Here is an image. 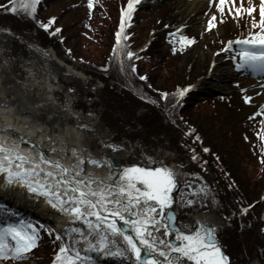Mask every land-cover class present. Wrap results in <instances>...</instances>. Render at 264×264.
<instances>
[{
    "label": "snow or ice",
    "instance_id": "6c2138e0",
    "mask_svg": "<svg viewBox=\"0 0 264 264\" xmlns=\"http://www.w3.org/2000/svg\"><path fill=\"white\" fill-rule=\"evenodd\" d=\"M140 3L141 0H127L126 7L121 8L119 30L115 33L117 47L122 41H127L125 29L131 26L132 15ZM209 3L219 13V17L215 13L211 14L206 22L205 31L217 28L219 23L224 22L225 17H230L234 21L245 16L250 19L251 29L254 31L250 30L248 36L242 39L228 41L222 51L231 50L233 43L239 45L237 55L232 57L237 60L236 69L264 74V0H259L258 4L254 0H209ZM8 4L11 6L0 5V8L14 14L18 12L15 0H8ZM39 4L40 0H21L19 10L32 19L39 28L49 32L56 18L51 17L47 22L36 20ZM95 5L96 0H87V7L90 10ZM254 14H258V20ZM60 32V28H55L49 34L56 35ZM169 35L176 37L170 43H178L179 51H184L185 48L196 43L195 37L181 34L180 29L170 32ZM28 47L31 48L32 45L29 44ZM177 50L176 47L172 48L174 53ZM40 51L46 59L50 58L46 50ZM126 55L131 59L135 53L127 51ZM135 58L141 59L139 56ZM25 63L32 62L27 60ZM7 64L8 60H5L4 65ZM42 70L50 75V69L46 66H42ZM121 71H123L122 61ZM136 71V65L132 64L131 72L136 73ZM29 76L34 78L35 73L29 70ZM79 79L87 80L82 75ZM139 79L147 81L148 77L140 75ZM52 83H57L54 78ZM194 86L178 88L172 95L183 98ZM23 87L26 91L18 93L20 107L16 111H29L35 115L38 110L55 106L63 114L76 120L75 127L65 129L62 136L46 134L43 125L35 129L33 136L44 137L49 142L50 151L58 157L49 158L41 151L40 140L31 137L26 139L25 134L16 127L13 121L18 120L19 117L10 108L8 100H0V109L4 110L0 112V176L3 177V184L7 189H22L33 199L42 198L48 209L68 220L67 226L60 231L53 228L45 229L55 241H60L52 264H93L92 257L82 255V252L119 257L132 261L133 264H184V261L190 264H233L226 253V246L218 237V229L231 226V217H223L227 224L197 220L196 226L187 231L173 226L175 217L170 211L174 202L171 194L177 188L178 181L172 167L163 164L155 167L132 165L121 169L115 177L111 171L107 176H99L85 167V165L94 167L110 165L106 159L95 157L87 148L78 146L81 141V131L94 134L96 129L91 123L94 113L91 110L84 113L82 109L74 107V104L83 99L87 105H91L96 102V97L85 93L81 98L79 90L71 86L65 93L63 104L57 105L52 96H45L41 92L43 104L35 105L27 102L25 96L28 94V86L23 85ZM41 87L43 88V85ZM148 87L151 88V85L149 84ZM48 90L51 91V85H48ZM160 95L162 99L167 100L169 93L163 92ZM140 98L145 99L143 96ZM251 100L252 97L244 96L245 103H250ZM152 103L156 102L152 101ZM54 114L59 117V113ZM83 115L88 117V123L80 122ZM257 115H264V106H261ZM260 124L261 128L256 134L264 141V121ZM194 132L195 129L190 127L185 135ZM10 137H15L11 144L8 143ZM196 139L199 140L200 137L197 136ZM24 143L29 145L27 152L21 151L20 145ZM101 143L104 148L111 151L123 150L120 145L103 141ZM192 151L191 159L197 160L195 150ZM203 151L208 152L209 149L204 148ZM65 160L70 163H65ZM148 160L153 164L156 163L150 156ZM261 163H264V154L261 156ZM199 191L204 197L208 196V190L205 188ZM261 200H264V197H261ZM196 203L195 199H187L185 206L192 207ZM252 207L253 205H248L240 209V212L247 214ZM166 209L169 211L166 212ZM118 220L124 221L126 227L118 224ZM77 221L82 222L86 229L74 226ZM42 227L23 219L0 225V259L22 262L30 258L32 251L39 247ZM161 230L163 237L154 235ZM260 231L264 232V228ZM74 235L75 240H73ZM170 236H174V239H167ZM65 237L67 242L64 240ZM81 242L84 244L83 248L77 246Z\"/></svg>",
    "mask_w": 264,
    "mask_h": 264
},
{
    "label": "trees",
    "instance_id": "16d2710c",
    "mask_svg": "<svg viewBox=\"0 0 264 264\" xmlns=\"http://www.w3.org/2000/svg\"><path fill=\"white\" fill-rule=\"evenodd\" d=\"M126 1L121 0L112 7L109 14L112 22L106 31L109 35L105 38V48L100 60L83 55L81 46L71 36L70 31L64 34L66 27L64 23L68 24V22L59 24L58 20L63 13H69V10L60 8L59 17L54 14L48 16L47 11L54 6L50 11L52 13L59 5L58 0H40L36 20L46 22L48 17L54 16L56 24L61 26L59 35H50L51 30L46 32L39 28L32 19L20 11L21 0H15L18 8L15 14L0 8V24L11 28L15 36L14 50L18 51L21 48L26 50L30 44L26 33L32 34L35 30L36 40L42 47H53L57 55L61 57L64 55L69 64L79 67L86 75L94 79H101L105 87L99 93V101L94 104V107L102 108L101 118L107 127L117 132L118 138L142 139L147 146H150L155 144L153 137H158L161 141L168 140L170 146L180 152L179 158L184 168L185 178L193 181L194 186L193 192L186 191L179 198L185 211L184 215L190 214L191 211H211L212 209L221 218L231 217V226L221 229L218 237L226 246V252L233 264H264V232L260 231L264 228V216H260L262 207L255 205L247 214L240 212V209L254 201V196H259V180L240 176L228 150L221 144H213L217 142V139L214 140L212 135H205V130L199 125L197 128L199 140L195 135H185L190 126H197L195 123L197 118L194 120L196 114L201 115V112L193 107L196 104V94L189 93L183 98L172 94L178 88L191 84L193 76L190 77L184 70L185 75L180 81L169 84L159 80L160 68L167 65L169 67L173 60L169 59V53L163 48L165 36L161 30H151L147 40L140 39L141 6H138L133 13L131 26L125 29L127 41H122L119 47L116 46L115 33L119 30L120 23L118 9L124 6ZM6 3L8 0H0V5ZM60 36L64 38L63 42L59 41ZM69 45L72 47L69 48ZM67 49H70L73 57L66 52ZM127 51H133L135 56L129 59L126 55ZM136 56L141 59H136ZM76 61L78 62L75 64ZM121 61L123 71H121ZM132 64L136 65V73L131 72ZM140 75H146L147 81H141ZM149 84L151 88L148 87ZM163 92L169 93L167 100L161 98L160 93ZM142 96L145 99H141ZM152 101L156 103L153 104ZM78 106L87 108L83 99H80ZM142 108L145 110L139 113ZM213 114L218 115L216 112ZM220 134H223V131ZM224 136L223 134L218 138L224 140ZM162 144L165 145L164 142ZM204 148H208L209 151L204 152ZM193 149L198 157L197 160L191 159ZM249 181L253 183L249 184ZM229 185L232 186L229 187ZM201 188L208 190L207 197L199 191ZM187 199H195L197 203L192 207L185 206ZM229 207L234 212L233 216L230 214ZM59 244L60 241H55L54 237L48 236L46 230H43L42 242L37 248L44 250L47 256L43 258L47 261L58 250ZM37 261L39 264L46 263L44 260Z\"/></svg>",
    "mask_w": 264,
    "mask_h": 264
},
{
    "label": "rangeland",
    "instance_id": "374dc122",
    "mask_svg": "<svg viewBox=\"0 0 264 264\" xmlns=\"http://www.w3.org/2000/svg\"><path fill=\"white\" fill-rule=\"evenodd\" d=\"M192 1L193 0H169L168 3L156 6L154 10L142 7L139 12L142 26L140 30V39L147 40L151 35V30L158 31L161 29L164 33L166 32L167 35L170 30L169 26L171 25L176 26L175 29H180V33L183 35L196 37V43L185 48L184 51H179L180 45L178 43L173 44V47L178 49L175 53L172 51L173 47L168 44L167 40L165 47L170 52L169 59L174 62L172 61L169 67L167 65L164 68H160L161 75H159V80L169 84H172L173 81H180L185 75L184 70L187 71L190 77L193 76L191 82L193 83L196 81L199 89V93L195 95L197 99L193 107H196V111L201 112V115H199L201 117L197 116V112L196 117H194V120L197 118L195 121L196 125H199L200 128L205 130V135H212L214 140L217 139V142L213 144H221L224 149L228 150L232 162L237 166L240 176L259 180L258 195L260 196L262 189H264V163H261V156L264 154V141H262L256 133L261 128L260 122L264 121V115H257L261 110V106H264V87H261V85L264 84L255 83V80L252 78L243 81L242 79L245 77L242 74H232L227 76V78L215 76V65L217 66L219 62H228L226 51H222V49L225 48V42L232 38L244 36L249 33L250 30H254L251 29L250 19L245 16L239 18L238 21H234L230 17H225L224 22L219 23L217 28L211 31H205L204 29L207 26L206 22L210 15L215 13L219 17V13L216 12L211 4L207 5L202 3V7L197 9L194 14L190 15L187 9ZM119 2H121V0H96L95 7L90 10L87 7V0H58L59 5L54 11L52 13L50 12L54 7L52 6L47 13H49L48 16L54 14L59 17L61 14L59 12L60 8L69 10V13H63L58 20L59 24H63L64 21L68 22V24L64 23L66 26L64 28V34L70 31L71 36H73L77 40V44L81 46L82 49L80 48V50L84 53L83 55L90 56L95 60H100L105 48V38L109 35L106 31L112 22L109 18V14L112 11V7ZM254 2L258 4L259 0H254ZM154 5H156V3H154ZM254 15H256L258 20V14ZM165 22H167L169 26L163 25ZM0 29L7 33V38L0 47V65L4 63L5 60H8L7 66L11 74L22 83H26V85L32 84L31 89L34 98L38 99V94L42 89H46L51 95L54 94V98L58 99L59 102H61L59 96H63L65 101V93L68 87L71 86H75L80 94L83 95L94 91V87L88 76L86 81H81L79 77L64 74L61 71L57 72L56 70L50 69V75L49 73L43 72L41 68L44 65L45 59L43 55H41V46L35 41L34 35H36V33H26L32 45L31 48L27 46L26 50L21 48V50L16 51L14 50L12 41L15 36H12L11 32H9L4 25H1ZM174 39H176V37L172 40ZM69 46V48L72 47V45ZM43 50H46L49 55L52 54L50 50ZM68 50L70 49H67L66 52L73 57L74 55L72 52ZM178 55L180 56L177 57ZM75 56L78 57L76 54ZM64 59V55L63 57L60 56V60L63 61ZM27 60L36 63V71L31 70L35 73L34 78L29 76V63H25ZM77 62L78 61H76L75 64ZM235 64L236 62L233 63L234 67ZM63 66L64 69L67 67L65 65ZM5 77L8 78L9 74H5ZM47 77L51 78V80L54 78L57 83L54 84L52 81L49 82V78ZM35 81H39V83H35ZM0 82L5 83L4 77L1 74ZM41 85H43V88ZM48 85H51V89L55 88V91H49ZM239 87H241V90ZM243 89H246L248 92L243 93ZM233 91L239 93V95H236V98L228 97ZM5 93L8 96L11 95L9 90H5ZM88 95H90V93ZM215 96H226L228 98L221 99ZM244 96L252 97L251 102L245 103ZM64 101L61 102V104H63ZM213 112L218 113V115L213 114ZM95 114L93 117L97 120V114ZM38 117L41 118L43 123L49 122L52 129L54 128L55 131L64 133L65 127H57L56 129L49 121L47 112L43 110L40 111ZM69 120L72 126L76 125L75 118L70 117ZM81 123H86V121L82 120ZM221 131H223L225 135V141L218 138L223 135L220 134ZM98 136V134L93 135L90 138L89 145L93 151L101 155L103 147L98 140ZM163 142L171 145L168 140L161 141L156 139L157 144H162ZM171 148L168 146L166 147V149ZM166 149L158 147L157 150ZM179 155L180 154L175 151L165 152L166 158L169 161L176 160L175 163L178 167H180V164L177 163ZM252 183L253 182H250L249 184ZM185 187L186 183L183 182L182 189L184 191L187 190ZM0 188L2 190L5 188L2 176H0ZM187 188H189V186ZM0 194L2 195L3 193L0 192ZM2 196L6 199L10 196L18 197L20 201L29 199L33 203L40 205L41 213L45 214L50 219L53 218L55 222L59 220V222H61V216L59 214L51 210L50 212L45 210L46 207L42 206L45 205L42 198L33 199L20 188H11L7 195L3 194ZM259 196H254L253 200L257 199ZM262 205H264V200L262 201ZM217 220L219 223H225V221L219 217ZM74 226L86 229V226L80 223ZM59 227H61V229L64 228L63 225H59ZM73 238H75V236ZM78 247L81 246L78 245ZM33 262L34 261H29L27 258L21 264H33Z\"/></svg>",
    "mask_w": 264,
    "mask_h": 264
},
{
    "label": "bare ground",
    "instance_id": "6f19581e",
    "mask_svg": "<svg viewBox=\"0 0 264 264\" xmlns=\"http://www.w3.org/2000/svg\"><path fill=\"white\" fill-rule=\"evenodd\" d=\"M188 13L190 15L194 14V12H196L197 9H199L201 6L200 3H191L188 5ZM7 36V33L2 31L0 29V47L1 45L5 42L6 40V37ZM1 50V48H0ZM44 57V56H43ZM50 58H45V61H44V65L43 66H46L47 68L49 69H52V70H56L57 72L58 71H61L63 72L64 74H70L72 76H81L82 73L80 72H74L72 71V68L71 67H66L64 69V66H63V63L58 60L55 56H52V55H49ZM32 63L28 65V68H30V70H34L36 71V68H35V65L36 63H34V61H31ZM42 70V68H41ZM215 70H216V73H215V76L217 75L218 77H221V78H227V76H230L232 75L233 73V69H230L229 67H227V62H219L217 64V66L215 65ZM43 71V70H42ZM72 71V72H71ZM44 72V71H43ZM0 74L4 77V80H5V83H1L0 82V100H3V99H6L8 100L9 102V106L10 108L12 109V111L15 113V115L17 117H19L18 120H14L13 122L15 123L16 127L18 129H20L21 132H23L25 134V137L26 139L31 137L33 139H38L41 141V151H43L44 153H46V156H48L49 158H53V159H56L58 158L56 154L52 153L49 149V142L44 138V137H35L33 136V133L35 131V129L41 125L44 126L45 128V132L46 134H54V135H64L63 132H57V131H54L51 127V125L49 123H46V124H43L41 121H39L38 119V114L40 113V111H45L48 113V117H49V121H51V123L54 125V127H58V128H62L63 126L65 127V129L67 128H71L73 126H71L70 124V121L67 119V116L65 114H63L58 108H56L55 106H48L46 108H43L41 110H38L36 112L35 115H33L31 112L29 111H24V112H18L16 111V109H18L20 107V104L18 103V101L20 100V96L18 95V93H24L26 91V89L23 87V85H26V83H22L19 79L15 78L11 72H10V69L8 68L7 65H4V63H2L0 65ZM5 74H9V77L6 78L5 77ZM83 76V75H82ZM49 78V77H47ZM20 82V83H17V82ZM51 78H49V82H51ZM28 88H27V95L25 96V99L27 100V102L29 104H35V105H42L43 104V101L41 99V95L40 93L43 92V94L45 96L47 95H50L46 89H42L41 92H39L38 94V99H35L34 100V94L32 92V84H29L27 85ZM5 90H9L11 92V95L8 96L6 95L5 93ZM52 96V95H50ZM56 101V104L59 105L58 101ZM4 110L3 109H0V112H3ZM54 113H59V117L54 114ZM84 119L87 120V122H89V119L88 117H83ZM82 118V119H83ZM92 123V126L96 129V131H104L105 129H103L101 126L98 127L96 124V121H94L92 119L91 121ZM27 125V126H25ZM95 131V132H96ZM93 134L91 133H86V132H83L81 131L80 132V136H81V141H80V144L78 145L79 147H82V148H87L91 154L95 157H97L92 151H91V147L88 145V139L92 136ZM15 139V137H10L9 138V141L8 143L11 144L12 140ZM71 143V142H70ZM20 148H21V151H24V152H27L29 150V145L27 143H24V144H21L20 145ZM88 152L85 153V155H87ZM33 155H35V153H33ZM99 158V157H98ZM65 163H70V161L68 160H65L64 161ZM169 167H172L176 173V179L177 181L179 180L180 176H181V171L178 167H176L173 163L168 165ZM85 167L95 173L96 175H99V176H107L109 174V172L107 170L105 171H101L97 168H95L94 166L92 165H85ZM115 174L116 173H113V176L115 177ZM10 189H7V190H2L1 192H5V194L7 195L8 192H9ZM194 219L197 221V220H207V221H213V220H216V217L213 213H208V214H196L194 215Z\"/></svg>",
    "mask_w": 264,
    "mask_h": 264
},
{
    "label": "water",
    "instance_id": "95a60500",
    "mask_svg": "<svg viewBox=\"0 0 264 264\" xmlns=\"http://www.w3.org/2000/svg\"><path fill=\"white\" fill-rule=\"evenodd\" d=\"M112 161H114V164L116 165V166H119L120 165V161L117 159V158H113V160ZM180 189V182H178V184H177V188L176 189H174L173 190V192H172V197H173V204L171 205V209H170V211L172 212V214L174 215V217H175V220L172 222L173 223V226L175 227V228H179L180 230H181V227H180V225H179V222H178V219H179V210H178V207H177V194H178V192L180 191L179 190ZM167 211H169L168 209H167ZM120 225L122 226V227H126L125 225H124V221H120ZM196 225H195V223H193L192 224V227L194 228ZM129 232H131V230L129 229ZM187 263V261H184V264H186Z\"/></svg>",
    "mask_w": 264,
    "mask_h": 264
}]
</instances>
